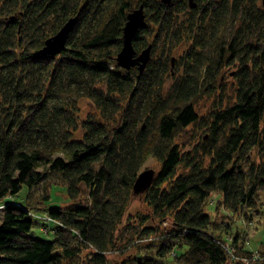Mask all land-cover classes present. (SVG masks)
Here are the masks:
<instances>
[{
  "label": "trees",
  "instance_id": "16d2710c",
  "mask_svg": "<svg viewBox=\"0 0 264 264\" xmlns=\"http://www.w3.org/2000/svg\"><path fill=\"white\" fill-rule=\"evenodd\" d=\"M259 1L0 0V264H109L110 254L151 236L154 250L128 254L122 264H264V252L255 258L240 233L229 243L236 250L231 259L223 226L205 210L211 193L240 213L256 206L264 190ZM140 6L145 24L133 46L138 55L152 45L142 73L116 62L128 14ZM73 18L66 48L39 55ZM172 66L181 75L163 96ZM226 70L234 71L235 101L213 109L208 133L186 150L176 135L200 128L195 101L205 90L224 89ZM82 97L99 116L79 123L74 110ZM149 157L160 168L135 194ZM53 176L65 188L67 207L49 206V191L34 203L37 188ZM135 196L148 209L125 221ZM39 208L57 224L33 217ZM34 225L53 239L34 236Z\"/></svg>",
  "mask_w": 264,
  "mask_h": 264
},
{
  "label": "rangeland",
  "instance_id": "374dc122",
  "mask_svg": "<svg viewBox=\"0 0 264 264\" xmlns=\"http://www.w3.org/2000/svg\"><path fill=\"white\" fill-rule=\"evenodd\" d=\"M259 3L262 4V0H260ZM185 47L186 46L183 45L177 50L175 54L177 58L178 55L183 52ZM174 67L175 66H172L171 76H167L165 83L163 84V87L160 91L163 96L168 95V92H170L171 87L173 86L174 80L181 75V71H174ZM226 74L229 77V83L227 86L224 87V89L220 91L218 90L215 94H212L211 92L206 93L205 90L204 94L202 96L200 95L195 101V108L200 116V120L201 118L203 120L200 125V128V123H196L191 127L189 126L179 135H176V143H180L181 145H183L186 150L192 149L193 145L198 144L200 142L201 135H203L204 137L206 133H208L207 129H204V126L206 122L210 121V115L212 110L220 107H225L235 101L236 83L232 85L230 84L231 79L233 80L234 71L228 73V71L226 70ZM220 102H222V106H219ZM74 111L79 123L86 120L89 115H95L97 117L99 116V112L95 108V105L90 99L86 97H82L77 100L76 109ZM201 127H203V130L201 129ZM77 134L81 135V131L79 130ZM158 168H160V164L158 163V161L153 157H149L142 166L140 173L146 169H154L155 171H158ZM49 180L50 181L48 182L50 185L45 183L37 188L33 196L34 203L38 205L40 200L38 199V197H40L44 193V191H49V193L52 194V199L47 203L49 206H69L70 204L68 203V197L65 192V188L61 186V182H58L57 176H53L52 179ZM25 195L26 187L23 188L17 199H21L25 197ZM222 202L223 195L219 193H211V195L205 201V210H207V213L213 218V220L216 221L219 226H223L222 231L220 233L221 236L225 239L227 238V241H229V239H231L233 236H236V233H240L239 237L241 238V242H244V247L255 251L257 256H261L262 252H264V190L261 191L260 197L258 198V204L256 206H254L253 208H242L240 210V213H235L231 211L226 207L224 202ZM40 207L42 206L40 205ZM1 209L2 205L0 206V211ZM143 209L146 210L148 209V207L143 203L142 196H135L128 207V211L124 216V220L126 221L127 217L130 216L129 218L132 222L134 220L133 215L136 214V212L138 211L144 212ZM34 210L36 211L31 212L33 217L43 218L46 222H51V226L53 224H57V222H55L54 220L52 222L46 213H42L44 212L43 209L39 208ZM169 223V221L163 223L162 227H169ZM31 233L34 236L44 237L48 240L53 239V234L45 235L46 232L45 234L42 233L37 227V225H34ZM152 242L153 236L144 239V241L138 242V245L135 244V248L134 246L128 245L129 247L123 253L110 254L109 264H122V261L127 258L128 254L131 255L137 252H146L147 249L154 250V246L150 247V243ZM239 244H241L240 240ZM229 248L230 250L228 251V253L232 259L236 257V250L231 246H229ZM240 258V256L237 257V259ZM131 264L135 263L133 262ZM157 264L163 263L157 262Z\"/></svg>",
  "mask_w": 264,
  "mask_h": 264
},
{
  "label": "water",
  "instance_id": "95a60500",
  "mask_svg": "<svg viewBox=\"0 0 264 264\" xmlns=\"http://www.w3.org/2000/svg\"><path fill=\"white\" fill-rule=\"evenodd\" d=\"M164 3H170L171 0H162ZM192 2V0H190ZM191 7H195V3H190ZM76 18L70 19L66 24L52 37L45 41L44 46L38 51L39 55L55 56L60 54L65 48L68 36L75 24ZM145 24V14L143 6L133 10L128 14L127 23L124 27L123 34V47L119 52L116 61L118 66L130 70L131 68L138 67L140 73L145 70L151 57L152 45H149L140 54L137 55L133 40L139 29ZM155 177V170L146 169L139 173L133 185L135 194H141L146 191L153 183Z\"/></svg>",
  "mask_w": 264,
  "mask_h": 264
},
{
  "label": "built area",
  "instance_id": "2783aa9c",
  "mask_svg": "<svg viewBox=\"0 0 264 264\" xmlns=\"http://www.w3.org/2000/svg\"><path fill=\"white\" fill-rule=\"evenodd\" d=\"M229 241L231 242V239H229ZM230 242L226 243V245H227L226 248H227L228 251L230 250V248H229V246H230L229 243H230ZM254 257H255V258H258V257H261V256H260V255L257 256V254L254 253ZM245 261H246V260H245Z\"/></svg>",
  "mask_w": 264,
  "mask_h": 264
}]
</instances>
